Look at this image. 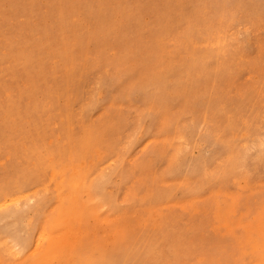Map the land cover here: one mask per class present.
Segmentation results:
<instances>
[{"label":"rangeland","instance_id":"obj_1","mask_svg":"<svg viewBox=\"0 0 264 264\" xmlns=\"http://www.w3.org/2000/svg\"><path fill=\"white\" fill-rule=\"evenodd\" d=\"M263 6L0 0V264H264Z\"/></svg>","mask_w":264,"mask_h":264},{"label":"bare ground","instance_id":"obj_2","mask_svg":"<svg viewBox=\"0 0 264 264\" xmlns=\"http://www.w3.org/2000/svg\"><path fill=\"white\" fill-rule=\"evenodd\" d=\"M259 1H260V0H259ZM212 3H213V1H212ZM216 3H217V1H216ZM261 3H262V2H261ZM262 4H263V3H262ZM213 5H214V4H213ZM213 5H212V6H213ZM245 5H246V4H245ZM207 6H208V4H207ZM210 6H211V5H209V7H210ZM216 6H217V5H216ZM218 6H219V5H218ZM243 6H244V5H243ZM246 6H247V5H246ZM256 6H257V5H256ZM256 6H255V7H256ZM261 6H262V5H261ZM214 7H215V6H214ZM214 7H213V8H214ZM248 7H249V6H248ZM248 7H247V9H248ZM259 7H260V6H259ZM259 7H258V8H259ZM263 7H264V6H263ZM215 8H216V7H215ZM241 8H242V7H241ZM258 8H257V9H258ZM211 9H212V8H211ZM225 9H226V8H225ZM225 9H224V10H225ZM227 9H228V8H227ZM257 9H256V10H257ZM219 10H220V8H219ZM222 10H223V9H222ZM242 10L244 11L243 8H242ZM248 10H249V9H248ZM211 11H212V10H211ZM213 11H215V10L213 9ZM234 11H235V10H234ZM238 11H239V10H238ZM240 11H241V9H240ZM249 11H250V10H249ZM253 11H254V8H253ZM253 11H252V12H253ZM259 11H260V10H259ZM223 12H224V11H223ZM254 12H255V11H254ZM254 12H253V13L249 12V13L254 14ZM256 12H258V11H256ZM256 12H255V13H256ZM217 13H218V11H217ZM260 13H261V12H260ZM212 14H213V13H212ZM241 14H242V13H241ZM245 14H246V13H245ZM235 15H236V14H235ZM258 15H259V13L257 14V16H258ZM225 16H226V15H225ZM237 16H238V15H237ZM245 16H247V15H245ZM251 16H252V15H251ZM215 17H216V16H215ZM219 17H220V16H219ZM230 17H232V15H231ZM233 17H234V16H233ZM262 17H263V16H262ZM245 18H247V17H245ZM249 18H250V17H249ZM226 19L229 20L228 18L225 17V20H224V21H226ZM232 19H233V18H232ZM256 19H257V18H256ZM256 19H255V20H256ZM222 20H223V19H222ZM242 20H243V19H242ZM245 20H246V19H245ZM245 20H244V21H245ZM255 20H254V21H255ZM258 20H260V19H258ZM239 21H240V19H239ZM260 21L262 22V20H260ZM242 22H243V21H242ZM219 23H220V21H219ZM235 23H237V22H234V24H235ZM243 23H245V22H243ZM243 23H242V24H243ZM256 23H259V22H256ZM229 24H230V23H229ZM245 24H246V23H245ZM249 24H251V23H249ZM218 25H219V24H218ZM222 25H224V24H222ZM256 25H258V24H256ZM219 26H220V25H219ZM226 26H227V25H226ZM227 27H229V25H228ZM250 27H251V26H250ZM224 28H225V27H224ZM243 28H244V27H242V29H243ZM242 29H241V30H242ZM255 29H256V28H255ZM228 30H229V29H228ZM248 31H249V30H248ZM263 31H264V29H263ZM250 33H252V32L250 31ZM256 33H257V32H256ZM258 33H259V32H258ZM239 34H240V33H239ZM233 35H234V34H233ZM234 37H235V36H234ZM236 38H237V37H236ZM242 38H243V37H242ZM239 39H240V38H239ZM241 41H242V40H241ZM236 42H237V41H236ZM107 105H108V103H107ZM202 120H203V119H202ZM245 123H246V122H245ZM245 123H244V125H246ZM248 123H249V122H248ZM194 124H195V123H194ZM196 124H197V123H196ZM200 124H201V123H200ZM198 125H199V124H198ZM204 125H205V124H204ZM248 125H249V124H248ZM193 126H194V125H193ZM253 126H254V125H253ZM185 127H186V126H185ZM244 127L246 128V126H244ZM259 127H260V126H259ZM263 127H264V126H263ZM255 128H256V127H255ZM190 129H191V128H190ZM206 130H207V129H206ZM258 130H260V129H258ZM262 130H263V129H262ZM260 131H261V130H260ZM261 132H263V131H261ZM206 133H207V132H206ZM206 133H205V134H206ZM242 133H243V131H242ZM168 134H169V133H168ZM205 134H204V135H205ZM243 134H245V133H243ZM263 135H264V134H263ZM184 136H185V135H184ZM236 136H237V135H236ZM233 138H234V137H233ZM244 138H245V137H244ZM261 138H263V137H261ZM184 139H185V138H184ZM238 139H239V138H238ZM255 139H256V138H255ZM256 140H257V139H256ZM185 141H186V140H185ZM228 141H229V140H228ZM259 141H260V140H259ZM243 142H244V141H243ZM261 142H262V141H261ZM250 143H251V142H250ZM227 144H228V143H227ZM234 144H235V143H234ZM247 144H248V143H247ZM183 145H184V144H183ZM186 145H187V144H186ZM240 145H241V144H240ZM254 145H256V144H254ZM124 147H125V146H124ZM238 147H239V146H238ZM255 147H256V146H255ZM230 148H231V146H230ZM240 148H241V147H240ZM251 148H252V147H251ZM261 148H262V147H261ZM205 149H206V148H205ZM242 149H243V148H242ZM251 150H252V149H251ZM123 151H124V150H123ZM242 151H243V150H242ZM254 151H255V150H254ZM174 152H175V151H174ZM236 152H237V154L239 153L238 150H237ZM234 153H235V152H234ZM204 154H205V153H204ZM240 154L243 155L242 153H240ZM175 155H176V154H175ZM234 155H235V154H234ZM231 156H232V153H231ZM235 157H237V156L235 155ZM238 157H240V156H238ZM245 157H246V156H245ZM224 158H225V157H224ZM233 158H234V156H233ZM238 159H239V158H238ZM237 162H238V161H237ZM106 164H107V163H106ZM243 164H244V163H243ZM232 165L234 166V164H232ZM235 165L238 166V164H235ZM237 166H235V167H237ZM243 166H244V165H243ZM102 167H103V166H102ZM237 168H238V167H237ZM237 168H235V170H236ZM241 168H242V167H240L239 169H241ZM238 171L240 172V170H238ZM263 172H264V171H263ZM242 174H243V173H242ZM244 175H245V174H244ZM246 175H247V174H246ZM247 176H248V175H247ZM87 190H88V189H87ZM29 192H30V191H29ZM16 199H17V198H15L14 200H16ZM18 199H19V198H18ZM11 200L14 201L13 199H11ZM11 200H9V202H10ZM6 202L8 203V201H6ZM6 202H5L4 204H3V202H2V204H3L2 206H5V205L7 204ZM9 204H10V203H9ZM56 204H57V203H56ZM56 204H55V205H56ZM160 205H161V204H160ZM163 205H164V204H163ZM105 210H106V209H105ZM110 217H111V216H110ZM44 222H45V220H44ZM44 231H45V229H44ZM45 239H46V235H45L44 233H43V234H40V235H39V238L37 239V242H36V248H39V246H41V244H42V241H44ZM16 244H17V242H16ZM17 246H18V245H17ZM14 247H15V246H14ZM22 247H23V246H22ZM39 249H40V248H39ZM30 254H31V253H30Z\"/></svg>","mask_w":264,"mask_h":264}]
</instances>
